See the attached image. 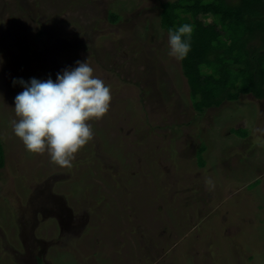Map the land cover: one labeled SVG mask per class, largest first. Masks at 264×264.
<instances>
[{"label":"rangeland","instance_id":"1","mask_svg":"<svg viewBox=\"0 0 264 264\" xmlns=\"http://www.w3.org/2000/svg\"><path fill=\"white\" fill-rule=\"evenodd\" d=\"M163 1L0 0V264H264V101L195 110ZM77 60L111 99L59 167L13 135L12 80Z\"/></svg>","mask_w":264,"mask_h":264},{"label":"trees","instance_id":"2","mask_svg":"<svg viewBox=\"0 0 264 264\" xmlns=\"http://www.w3.org/2000/svg\"><path fill=\"white\" fill-rule=\"evenodd\" d=\"M159 22L166 33L182 24L192 28L180 67L195 110L246 93L264 101V0H166ZM4 159L0 140V168Z\"/></svg>","mask_w":264,"mask_h":264},{"label":"clouds","instance_id":"3","mask_svg":"<svg viewBox=\"0 0 264 264\" xmlns=\"http://www.w3.org/2000/svg\"><path fill=\"white\" fill-rule=\"evenodd\" d=\"M191 32L189 24L167 29L169 57L181 61L187 56ZM93 71L86 60H77L58 71L55 80L51 76L12 80L22 91L13 98L11 130L26 152L46 153L53 164L72 167L75 154L93 137L90 121L109 109L110 87Z\"/></svg>","mask_w":264,"mask_h":264}]
</instances>
